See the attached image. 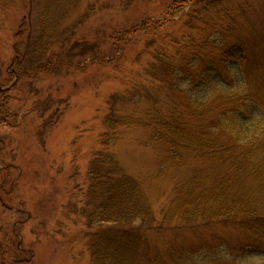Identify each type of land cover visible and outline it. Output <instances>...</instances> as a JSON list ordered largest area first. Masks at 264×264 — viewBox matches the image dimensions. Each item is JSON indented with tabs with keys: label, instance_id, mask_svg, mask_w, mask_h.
<instances>
[{
	"label": "rangeland",
	"instance_id": "1",
	"mask_svg": "<svg viewBox=\"0 0 264 264\" xmlns=\"http://www.w3.org/2000/svg\"><path fill=\"white\" fill-rule=\"evenodd\" d=\"M215 2L197 12L190 0L180 10L176 0H0V264H91V235L104 225L86 218L103 197L90 175L107 154L159 221L178 187L207 168L174 166L153 134L190 38L246 42L252 83L264 82V0ZM161 228L143 237L164 257L212 235L244 240L225 224ZM263 263L255 252L237 262Z\"/></svg>",
	"mask_w": 264,
	"mask_h": 264
},
{
	"label": "trees",
	"instance_id": "2",
	"mask_svg": "<svg viewBox=\"0 0 264 264\" xmlns=\"http://www.w3.org/2000/svg\"><path fill=\"white\" fill-rule=\"evenodd\" d=\"M190 1L193 8L202 5L199 12L220 0ZM185 4L176 0L175 6ZM190 45L189 59L173 73V106L158 114L153 137L174 166L192 161L207 168H196L178 187L159 221L138 183L115 173L110 155L102 170L94 161L90 190L103 197L86 218L104 226L91 235V264H237L248 252L264 258V82L252 83L246 42L202 33ZM236 68L244 80H227ZM172 222L185 228L231 225L244 240L232 244L212 235L193 247L171 246L167 257L146 250L143 232Z\"/></svg>",
	"mask_w": 264,
	"mask_h": 264
}]
</instances>
